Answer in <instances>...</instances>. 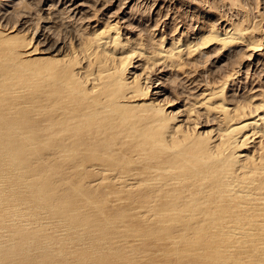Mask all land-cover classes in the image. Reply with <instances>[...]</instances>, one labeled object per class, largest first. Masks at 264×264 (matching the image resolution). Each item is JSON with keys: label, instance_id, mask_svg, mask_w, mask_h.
I'll return each instance as SVG.
<instances>
[{"label": "bare ground", "instance_id": "1", "mask_svg": "<svg viewBox=\"0 0 264 264\" xmlns=\"http://www.w3.org/2000/svg\"><path fill=\"white\" fill-rule=\"evenodd\" d=\"M0 126V264H264V0H0Z\"/></svg>", "mask_w": 264, "mask_h": 264}, {"label": "rangeland", "instance_id": "2", "mask_svg": "<svg viewBox=\"0 0 264 264\" xmlns=\"http://www.w3.org/2000/svg\"><path fill=\"white\" fill-rule=\"evenodd\" d=\"M255 3H256V5H255ZM253 6H252V5ZM249 6H247L248 7V9H247V7H246V9L247 10H249V12L253 15V16H255V8H256V10L258 9V7H260V5H259V2H250L249 4H248ZM251 6H252V9H250L251 8ZM254 10V11H253ZM252 11H253V13H252ZM258 17H256V19H257ZM158 31V30H157ZM256 78V77H255ZM250 80V79H249ZM254 80H256V79H254ZM254 80H253V78L250 80V81H248V82H246L245 84L246 85H251L252 84V82L254 83ZM257 85V84H256ZM31 93L33 92L34 93V91L32 90V91H30ZM29 93V92H28ZM31 93H29V94H31ZM35 94V93H34ZM19 96V97H18ZM18 96H16L15 97V100L14 101H20L21 99H22V95H18ZM29 96V95H28ZM28 96H26L27 98H25V99H27L28 100V104H30L29 105V107L30 108H32V106H34L35 104H36V97L35 96H33V97H31V98H28ZM19 99V100H18ZM36 100V101H35ZM33 101V102H32ZM35 101V102H34ZM3 127H1L0 126V131H1V129H2ZM0 135L2 136V139H5V138H7V135H5V134H1V132H0ZM74 156H72L71 157V159H68L67 160V162H69V163H66V161H64V163H63V167L64 166H66V168H68V166H69V164H70V162H71V160H72V158H73ZM77 156H75V158H76ZM53 158V157H52ZM60 158V157H59ZM59 158H57V157H55V158H53L55 161H53V159H51V157L49 158V160L52 162H56V163H58V161H59ZM75 158H73V159H75ZM57 160V161H56ZM45 161V160H44ZM44 161H43V163L42 164H44ZM68 165V166H67ZM62 166V165H61ZM65 168V167H64ZM66 168H65V170H66ZM2 169V168H1ZM61 169H63V168H60L57 172L59 173L60 172V170ZM69 170L71 169L72 170V168H68ZM65 170H61V175L63 174V177H61L60 176V173L58 174L57 172H55V173H52L50 176H49V174H50V172H48V174H47V176H48V179H49V182H51L50 180H52V182L51 183H47V184H49V187H54V188H58L57 190H59L60 192H62V191H64L65 193H66V191L68 190L69 192L71 191V190H69V189H72V186L70 185V184H68V183H70V182H74V184L76 183V182H78V180L77 179H81V173H79L78 172V170L77 169H73V171H71L70 170V172H74L75 170H76V172H78L77 174V176L79 177V178H76L75 176V173H70L68 170V172L67 171H65ZM6 170H1L0 171V189H4L5 190V193H3V196H2V200L4 201V200H6L9 196H11V197H14V196H16V197H18V198H21L20 199V201H27V200H29L30 199V189H35V188H37V187H35V184L37 185L38 183H37V181L34 179V180H31V179H33V178H31L30 179V176L28 175V174H30V173H27V174H25V172H23V174H25V175H21L20 173H12V172H5ZM65 171V172H64ZM7 173V174H6ZM45 173V172H44ZM44 173L42 174V175H44ZM115 173L116 175H113V174ZM2 174V175H1ZM4 174H6V175H4ZM46 174V173H45ZM53 174H55L54 175V177H56V179L55 178H53V177H51ZM57 174H58V176H59V178L60 179H62L63 180V178L66 176V174L67 175H69V174H71V175H69V176H66L65 178H67L66 179V181H69V179H71L67 184H68V187L67 186H65L63 183H66V181L64 182V181H62V183L60 182L61 180L60 179H58L57 180ZM65 174V175H64ZM108 174H111V176L110 175H108ZM120 173L119 172H117V170H113V171H111V173L110 172H108L107 174H104L105 176H109L107 179H109V180H111V179H116V178H118L120 175H119ZM72 175H74V176H72ZM98 175H99V177H101V175L102 176H104L103 174H94L93 176H92V178H98ZM51 177V178H50ZM69 177V178H68ZM73 177H75V178H73ZM111 177V178H110ZM22 178V179H21ZM23 178H25V179H23ZM73 179V180H72ZM21 181L22 180V182L24 181V185L23 184H20V185H15V183H16V181L18 182V181ZM56 180V181H55ZM65 180V179H64ZM57 181H58V184H60L59 186H61V188L60 187H57L56 186V184H55V182L57 183ZM12 183V184H11ZM34 183V184H33ZM71 183V184H72ZM81 184H82V182H80ZM62 184V185H61ZM79 183H77V185H78ZM75 185L76 186V188L78 187V188H80L79 186H81V185ZM12 186V187H11ZM31 186V187H30ZM38 186V185H37ZM67 187V188H66ZM10 188H12V189H10ZM83 190H84V187L82 188ZM86 190V189H85ZM24 192H26V193H24ZM17 193V194H16ZM76 194L75 193V191L73 190V192H71L70 194L73 196V199L72 198H70L69 196H68V198L67 197H64V201H63V199L61 200L62 202H73L72 200H75L74 202H79V203H82L83 201L82 200H84L85 199V196H81V195H79V196H75L74 194ZM70 195V196H71ZM71 196V197H72ZM75 196V197H74ZM81 196V198L80 199H77V198H79ZM77 197V198H76ZM82 197H83V199H82ZM69 203V204H70ZM132 231H135L136 232V230H129L128 232H126L125 234H128L127 236H129V235H131V234H134L135 232H132ZM104 234L105 235H108L106 232H104ZM110 235H111V233H110ZM126 236V237H127ZM117 263H119V262H121V261H123V258H120V257H118L117 258V260H115Z\"/></svg>", "mask_w": 264, "mask_h": 264}]
</instances>
